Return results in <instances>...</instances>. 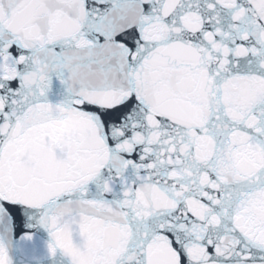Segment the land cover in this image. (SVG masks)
Segmentation results:
<instances>
[{
	"label": "snow or ice",
	"instance_id": "obj_1",
	"mask_svg": "<svg viewBox=\"0 0 264 264\" xmlns=\"http://www.w3.org/2000/svg\"><path fill=\"white\" fill-rule=\"evenodd\" d=\"M23 208L71 264H264V0H0Z\"/></svg>",
	"mask_w": 264,
	"mask_h": 264
},
{
	"label": "water",
	"instance_id": "obj_2",
	"mask_svg": "<svg viewBox=\"0 0 264 264\" xmlns=\"http://www.w3.org/2000/svg\"><path fill=\"white\" fill-rule=\"evenodd\" d=\"M41 214V210L23 208L20 213L22 224L18 225L17 218L9 214L0 225V242L8 249L12 264H71V258L60 249L55 256L51 255L49 246L54 240L51 232L40 225ZM26 236L32 239H25ZM76 242H80L79 237Z\"/></svg>",
	"mask_w": 264,
	"mask_h": 264
}]
</instances>
